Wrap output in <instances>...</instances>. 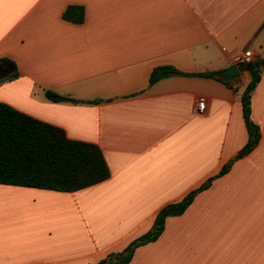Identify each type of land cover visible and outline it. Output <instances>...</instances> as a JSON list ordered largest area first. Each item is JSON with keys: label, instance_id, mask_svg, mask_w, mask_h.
Returning a JSON list of instances; mask_svg holds the SVG:
<instances>
[{"label": "crops", "instance_id": "crops-1", "mask_svg": "<svg viewBox=\"0 0 264 264\" xmlns=\"http://www.w3.org/2000/svg\"><path fill=\"white\" fill-rule=\"evenodd\" d=\"M245 50L264 59V0H0V103L96 145L108 169L75 191L0 183V264L119 254L225 164L125 264H264V60L250 93L259 138L240 156L248 72L190 75ZM160 66L185 75L149 84Z\"/></svg>", "mask_w": 264, "mask_h": 264}, {"label": "trees", "instance_id": "trees-1", "mask_svg": "<svg viewBox=\"0 0 264 264\" xmlns=\"http://www.w3.org/2000/svg\"><path fill=\"white\" fill-rule=\"evenodd\" d=\"M74 9L79 13L73 20L79 21L81 19L79 7H69L63 12V17L69 19L68 12ZM263 60L256 59L240 66L241 70L248 72L249 80L239 98L247 139L237 156L251 150L259 138L258 128L249 118V110L250 93L259 79ZM170 74L184 73L170 66L155 67L150 72L148 83L152 84ZM190 75L216 76L223 80L220 72ZM45 96L51 101L67 99L51 91H45ZM227 168L228 164L223 165L216 175L207 179L206 183L189 191L178 201L162 206L155 214L147 232L133 239L121 253H109L94 264H125L136 246L152 241L159 235L167 216L181 214L191 202L194 193L206 187L214 177L226 172ZM107 177L106 163L96 145L68 139L61 129L0 103V183L55 191H75Z\"/></svg>", "mask_w": 264, "mask_h": 264}, {"label": "built area", "instance_id": "built-area-1", "mask_svg": "<svg viewBox=\"0 0 264 264\" xmlns=\"http://www.w3.org/2000/svg\"><path fill=\"white\" fill-rule=\"evenodd\" d=\"M251 61H252V54L249 50H245L241 54L236 55L233 58V63L235 65H239V66L250 63ZM203 103H204V99L199 97L197 99V103H196V109L198 112H201V110L203 108Z\"/></svg>", "mask_w": 264, "mask_h": 264}, {"label": "water", "instance_id": "water-1", "mask_svg": "<svg viewBox=\"0 0 264 264\" xmlns=\"http://www.w3.org/2000/svg\"><path fill=\"white\" fill-rule=\"evenodd\" d=\"M220 75L223 77V81L235 78L239 75L238 68L236 65H230L226 69L222 70Z\"/></svg>", "mask_w": 264, "mask_h": 264}]
</instances>
